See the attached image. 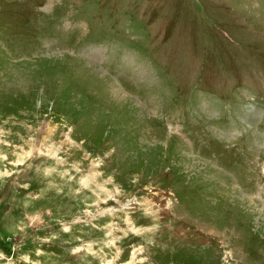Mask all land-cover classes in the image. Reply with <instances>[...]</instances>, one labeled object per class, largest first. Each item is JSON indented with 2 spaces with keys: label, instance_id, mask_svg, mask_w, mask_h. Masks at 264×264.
Instances as JSON below:
<instances>
[{
  "label": "rangeland",
  "instance_id": "374dc122",
  "mask_svg": "<svg viewBox=\"0 0 264 264\" xmlns=\"http://www.w3.org/2000/svg\"><path fill=\"white\" fill-rule=\"evenodd\" d=\"M0 264H264V0H0Z\"/></svg>",
  "mask_w": 264,
  "mask_h": 264
}]
</instances>
